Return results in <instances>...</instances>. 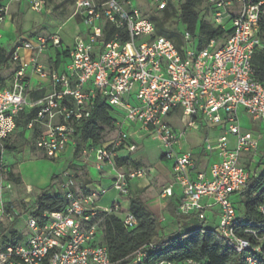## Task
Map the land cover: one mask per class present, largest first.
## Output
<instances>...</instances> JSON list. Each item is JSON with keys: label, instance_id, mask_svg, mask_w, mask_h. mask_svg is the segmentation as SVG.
Returning <instances> with one entry per match:
<instances>
[{"label": "built area", "instance_id": "2783aa9c", "mask_svg": "<svg viewBox=\"0 0 264 264\" xmlns=\"http://www.w3.org/2000/svg\"><path fill=\"white\" fill-rule=\"evenodd\" d=\"M27 1L33 12L47 11V0ZM172 2L151 0L152 12L164 11ZM207 4L213 23L231 31L220 48L213 40L198 50V34L188 31L178 48L156 36L154 23L131 0L76 1L72 17L84 31L71 48L63 47L58 34L16 43L13 80L0 90V232L14 226L20 237L14 243L7 232L8 242H3L0 233V264H111L107 247L98 241L99 225L91 222L101 214H116L127 230L138 226L135 216L122 212L116 201L100 206L110 189L116 198L128 197L132 182L152 173L149 167L123 170L117 164L124 149L129 154L138 149L128 130L133 126L157 139L163 160L172 164L173 182L162 197L177 196V213L202 221L217 217L214 235L224 246L243 257V264H264V200L257 207L262 215L257 221L235 203L252 178L264 179V135L242 127V119L248 118L264 130V83L254 78L252 62L257 51L264 52V0ZM7 13V6L0 7V23ZM50 50L68 58L63 70L42 62ZM39 91L43 97L34 100ZM98 98L116 110L117 136L86 145L82 154L86 164L93 161L98 173L111 176V187L98 184L82 194L65 173L56 187L65 200L62 211L36 216L38 208L31 206L20 213L10 196L13 183L3 158L23 112L37 110L26 131L34 132L36 149L58 159L76 145L77 128L90 117ZM203 129V150L214 161L200 170L196 153L184 145L189 132ZM241 158L250 165H242ZM263 192L264 184L257 195ZM19 218L25 232L16 229ZM147 247L157 248L154 243ZM146 255L139 253L133 264H141Z\"/></svg>", "mask_w": 264, "mask_h": 264}, {"label": "trees", "instance_id": "16d2710c", "mask_svg": "<svg viewBox=\"0 0 264 264\" xmlns=\"http://www.w3.org/2000/svg\"><path fill=\"white\" fill-rule=\"evenodd\" d=\"M202 2L203 0H186L179 8H175L172 2L166 10L149 14L148 17L156 28V36L170 39L180 48L183 32L167 27L168 22L177 17L185 31L193 36L198 34L196 41L198 50L207 47L213 40L227 38L231 31L200 18L198 8ZM13 53L14 48L0 46V90L7 88L3 86L2 71L8 64H12ZM252 62L254 78L256 81L264 83V52L257 51ZM43 95L44 91L35 92L33 99H40ZM36 113L37 110H31L24 115V127L36 116ZM119 120L113 107L99 98L96 99L90 117L77 128L74 156L77 158L82 153V145L91 146L103 142L107 129L115 128V123ZM20 124L19 120L18 127ZM8 142L6 151H14L15 148ZM117 164L119 166L130 164L134 168L142 167L141 162H133L129 158L118 159ZM10 175L12 177V174ZM263 184V178L258 180L252 178L247 189L235 201L237 207L242 208L249 220L257 221L262 218V215L257 212V207L264 200V192L261 195L257 194ZM50 192L51 190L47 189L39 195L35 203L38 208L35 212L36 216L45 212L56 213L64 209L63 196L54 192L52 195ZM122 212H130L135 216L138 221L137 228L132 231L127 230L120 215L116 214H101L94 217L91 222V224L99 225L98 241L100 245L107 247L111 264H133L139 253L147 254L141 264H159L160 262L184 264L189 260L203 264H243V257L228 250L214 235V229L202 231L183 226L178 234H174L170 238L162 236L163 228L159 215L148 208L139 197L129 198V206L128 208L122 207ZM170 214L177 220L182 219L176 208L174 210L170 208ZM7 232L12 234V242L16 243L19 240L20 235L14 231V226H9L3 230L1 235L3 242H8ZM150 243H154L157 248L155 250L148 248Z\"/></svg>", "mask_w": 264, "mask_h": 264}, {"label": "rangeland", "instance_id": "374dc122", "mask_svg": "<svg viewBox=\"0 0 264 264\" xmlns=\"http://www.w3.org/2000/svg\"><path fill=\"white\" fill-rule=\"evenodd\" d=\"M77 0H68L64 5H62L59 10L53 8L52 4L47 0L46 10H51V14H41L43 18L50 19L53 26L62 25L70 17L72 6ZM141 1V0H139ZM186 0H174L173 4L175 8H179ZM26 6V5H25ZM141 11L144 15H149L153 11L151 5V0H144L141 2ZM25 12H30V7H25ZM200 18L204 20L212 21L211 14L209 12V6L207 0H203L202 4L198 8ZM18 13L13 17V22L16 26H23L22 17H17ZM32 17L38 15L37 13L31 14ZM49 15V16H48ZM31 23L36 24L32 18ZM167 27L171 30H178L179 32H184L185 28L179 21L177 17L172 18ZM39 28V27H33ZM43 31V30H42ZM41 31V32H42ZM76 31V26L73 22H69L64 28V34H74ZM46 32V31H45ZM69 36V35H68ZM226 37L218 39L215 41V47L220 48L226 42ZM15 66L13 64H8L3 68L2 78L3 86L9 87L12 82L13 73ZM242 127L246 131H251L253 133H261L264 135V130L260 122H255L252 119L243 118ZM207 135L205 129L202 130L201 137ZM117 136V130L107 129L106 135L104 137V142L110 141ZM8 144L12 145L15 149L14 151H6L4 154V165L9 171V179L13 183V189L10 194L11 199L15 202V205L20 213L27 210L28 207L35 206L39 195L47 189H50V194L53 192L62 195L60 191L56 189L60 182L61 177L65 173L72 175L76 182V186H79L80 181H87L89 174L88 168L83 163V154H79L76 158L75 148H72L68 156H63V154L58 159H50L45 154L34 147V140L29 137H25V132L23 128H19L13 136L8 140ZM233 143V142H232ZM86 145H82V148ZM262 153H264V148H262ZM136 158L144 162L147 166L151 165L155 167L160 162H163L162 153L159 149V141L153 139L150 136H146L139 144V149L132 153ZM259 158H256L254 162H258ZM137 162V161H134ZM166 162V161H164ZM241 163L244 166L250 165L249 159L241 158ZM130 165V164H128ZM131 166V165H130ZM132 167V166H131ZM130 168V167H129ZM95 172V171H93ZM12 174V177L11 175ZM17 180V181H16ZM56 189V190H55ZM240 209H242L239 206ZM183 226L186 228L212 230L217 228V217L208 216L206 221L200 220L198 216H183L181 219ZM166 224V223H164ZM167 226H165V229ZM16 229L20 232H25L23 220L18 219ZM164 231V229H162ZM3 233V230L0 232Z\"/></svg>", "mask_w": 264, "mask_h": 264}, {"label": "crops", "instance_id": "0c3cea01", "mask_svg": "<svg viewBox=\"0 0 264 264\" xmlns=\"http://www.w3.org/2000/svg\"><path fill=\"white\" fill-rule=\"evenodd\" d=\"M48 1L52 4L54 9L59 10L60 8H62L61 7L62 5L65 6L68 0H48ZM97 1H103V0H97ZM131 1L135 7L141 10L140 8L141 2L143 1L144 3V0L141 1L131 0ZM2 6L8 7V13L4 18V20L0 23V36H1L0 46L4 48H14L16 43L21 39H35L39 36L47 37L53 34L59 35L64 48H71L74 42V38L78 34L83 33L84 31V26L82 25L81 21L77 18L72 17L74 11V5L72 6L71 14L70 17L67 19V21H65L62 25H58L56 27L52 25L53 20L52 22L50 21V19L46 20L45 18L42 17L41 14L37 13L38 15L32 17L31 14L33 13L35 14V12H33L32 10L30 12H25L24 11L25 7H29L27 0H0V7ZM17 13H18L17 17L20 16L24 18L22 28L21 27L18 28V26H16L13 22L14 14L16 15ZM42 14L45 15L51 14V10H47ZM32 18L36 23L34 25L31 23ZM69 22H73L75 24L76 31L74 34H68L69 35L68 36L67 34L66 35L64 34V28ZM33 27H39V28H33ZM68 61L69 60L67 57L62 56L61 54H59L57 51L54 50H50L46 55L42 57V62L46 66L55 67L60 70H63L65 68ZM30 111L31 110L26 109L23 112V114L19 119L21 124L20 127H17V130H19V128H21L22 126L23 131L25 132V137L34 139V132H28L25 129L26 127H24V115L29 113ZM128 130L132 138V141L137 145L138 149L140 142L146 136H150L148 132L142 130L139 126L130 127L128 128ZM201 134H202V130L199 131L193 130L189 132L187 136V143L184 145V148L187 150H192L196 153L200 161V170H205L207 168L209 161H214V158H210L206 156L203 150V143H204L203 141L206 134L204 135V137H201ZM110 141L107 142L103 141L102 143H108ZM72 148H75V146H70L69 149L63 154V156H68ZM159 149H160V144H159ZM126 158H129L133 162L134 161L141 162L142 167L151 168L152 173L150 177L143 180L132 182L131 191L128 197L116 198L115 192L112 189H110L107 195L100 201V206L102 208H105L107 206H110L114 201H116L123 208H128L129 198L139 197L140 199H142V201L146 204L148 208H150L153 212L159 215L161 226L164 229V231L162 232V236L170 238L174 234H178L181 231V228H183V224L181 220L175 219L170 214V208L171 210H174L175 208L177 209L178 198L177 196L172 198L162 197L163 190L168 186H170L173 182L172 164L168 161L166 162L163 161L157 164L155 167L151 165L147 166L144 162L138 160L136 156H134L132 153L129 154L127 150L124 149L120 153V159H126ZM82 159L84 165H86L88 168L89 174L86 182L80 181L79 186L76 187L77 192L85 194L88 190L93 189L98 184H101L106 188H110L111 179H112L111 176H108L106 173H102V174L98 173L96 168L94 167L93 161L86 164L84 161V157H82ZM119 167L123 170H129L134 168L128 164ZM165 226H167L166 229Z\"/></svg>", "mask_w": 264, "mask_h": 264}]
</instances>
